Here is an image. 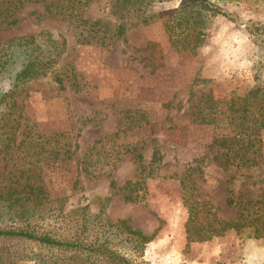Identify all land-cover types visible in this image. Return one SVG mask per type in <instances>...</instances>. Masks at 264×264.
Returning <instances> with one entry per match:
<instances>
[{
	"label": "rangeland",
	"instance_id": "obj_1",
	"mask_svg": "<svg viewBox=\"0 0 264 264\" xmlns=\"http://www.w3.org/2000/svg\"><path fill=\"white\" fill-rule=\"evenodd\" d=\"M208 1L230 19H209L204 41L193 54L173 51L156 17L128 26L124 41L119 39L107 47L78 44L67 22L39 18L40 4L18 11L15 25L0 26V42L40 30L66 38L67 48L57 67L59 72L66 71L65 89L57 91L49 77L28 82L14 97L22 115L17 132L62 135L50 147L61 152L66 145L70 159L63 162L59 161L61 156L47 158L42 138L33 142L32 151L39 163L32 169L54 201L47 209L66 211L86 206L90 216L103 210L104 221L109 224L128 221L130 228L152 236L135 264H264V239L247 238L252 236L249 229L230 230L185 246L186 212L178 183L181 175L191 176L195 199L216 208L219 220L236 221L235 207L225 204L228 197L236 203L264 201V128L258 133L259 157L254 164L224 166L222 150L213 143V127L196 124L191 117L206 96L227 100L242 97L252 88L264 92V0ZM104 2L91 1L84 17L90 21L105 19ZM184 5L185 0H165L155 4L153 11L160 15ZM9 77L10 73L0 74V94L9 88ZM115 132L117 138L112 144L106 142V149L120 150L118 145L133 148L146 166L154 140L161 156L157 169L144 179L145 194L140 202L124 201L120 191L108 188L109 180L120 188L126 181L137 179L138 169L130 153L121 154L112 166L110 162L104 166L107 160L102 156H89L86 171L80 169L82 155L91 142ZM2 167L0 159V177ZM246 213L264 216V208L254 205ZM37 224L68 235L66 228L48 217ZM112 244L133 258L134 254L121 247V238L120 244L116 239ZM10 251L11 264H43L56 254L41 250L33 242L14 243Z\"/></svg>",
	"mask_w": 264,
	"mask_h": 264
},
{
	"label": "trees",
	"instance_id": "obj_2",
	"mask_svg": "<svg viewBox=\"0 0 264 264\" xmlns=\"http://www.w3.org/2000/svg\"><path fill=\"white\" fill-rule=\"evenodd\" d=\"M91 1L0 0V26L6 28L15 25L17 20L14 15L18 11L30 4H40L39 18H59L67 22L72 26L78 44L107 47L119 39L124 41L128 26L137 22L146 23L156 17L173 51L193 54L204 41V27L209 19L215 16L230 19L226 12L208 0H185L186 5L160 15L153 11V6L165 0H105V19L90 21L84 17V10ZM66 48L67 41L63 35H52L44 30L0 42V74L10 73L9 88L0 94V159L3 162L0 222L4 223L0 227V264L12 263L10 249L18 242H33L41 250L56 252L54 256L47 257L43 264H135V259L141 256L152 236L130 228L126 220L107 223L103 210L90 216L86 206L77 205L66 211L56 207L47 209L54 201L48 198L41 187L39 174L32 169L37 168L39 163L32 151L33 142L42 138V148L47 158L55 160L61 156L59 161L63 162L70 159L69 150H65L66 145H63L61 152H53L50 147L51 144L56 145L62 135L52 133L39 136L25 133L24 130L17 132L22 115L14 97L24 91L28 82L48 77L57 91H63L65 81H68L63 75L66 71L59 72L57 67ZM263 112L264 92L252 88L242 97L227 100L206 96L195 106L191 117L196 124L213 127V143L222 150L223 165L241 168L254 164V159L259 157L258 133L264 128ZM117 136L118 132H115L94 139L82 155L80 169L86 171L84 167L91 163L89 156H102L107 160L104 166L109 162L112 166L121 154L130 153L138 169L137 179L126 181L120 188H116L113 181L109 180L108 188L120 191L124 201L140 202L145 194L144 179L157 169L161 156L154 140H151L153 145L146 166L142 165L141 154L133 148L118 145L120 150L106 149L105 143H111ZM18 137L22 138L17 141ZM178 183L181 206L186 212L183 224L185 246L209 241L230 230L242 232L249 229L252 236L247 238L264 239L262 213L259 216L246 213L254 205L259 204L264 208V201L245 200L236 203V200L228 197L225 204L235 207L237 216L236 221L227 222L215 216L216 208L195 199L197 195L190 175H181ZM227 194H230V189H227ZM45 217L57 226L66 228L68 235L62 236L56 234L54 228L47 230L38 226L37 223L45 220ZM120 238L121 247L134 254L133 258L112 244L115 239L120 244Z\"/></svg>",
	"mask_w": 264,
	"mask_h": 264
}]
</instances>
